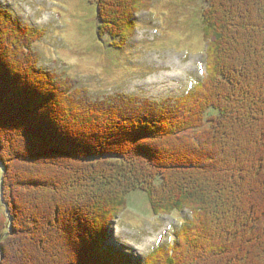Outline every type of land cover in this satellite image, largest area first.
I'll use <instances>...</instances> for the list:
<instances>
[{
    "label": "trees",
    "instance_id": "1",
    "mask_svg": "<svg viewBox=\"0 0 264 264\" xmlns=\"http://www.w3.org/2000/svg\"><path fill=\"white\" fill-rule=\"evenodd\" d=\"M89 1L122 50L152 0ZM202 2L208 75L176 102L92 99L0 8V264H264V0ZM137 191L155 216L192 213L146 263L109 245Z\"/></svg>",
    "mask_w": 264,
    "mask_h": 264
},
{
    "label": "rangeland",
    "instance_id": "2",
    "mask_svg": "<svg viewBox=\"0 0 264 264\" xmlns=\"http://www.w3.org/2000/svg\"><path fill=\"white\" fill-rule=\"evenodd\" d=\"M0 8L27 32L40 33L34 51L43 68L87 89L94 100L124 94L176 102L204 81L201 0H152L149 10L136 15L134 38L122 50L98 40L97 8L89 0H0ZM3 174L0 163V182ZM191 220L190 211L155 218L148 196L137 191L112 223L109 243L128 263H143L158 247H169ZM7 228L0 196V240Z\"/></svg>",
    "mask_w": 264,
    "mask_h": 264
}]
</instances>
